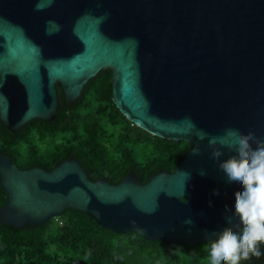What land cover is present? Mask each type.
Masks as SVG:
<instances>
[{"label": "water", "instance_id": "1", "mask_svg": "<svg viewBox=\"0 0 264 264\" xmlns=\"http://www.w3.org/2000/svg\"><path fill=\"white\" fill-rule=\"evenodd\" d=\"M111 69L113 100L156 136L194 143L142 182L92 180L75 157L48 171L0 150L3 224L72 208L149 241L220 242L264 213V0H0V122L52 121Z\"/></svg>", "mask_w": 264, "mask_h": 264}, {"label": "trees", "instance_id": "2", "mask_svg": "<svg viewBox=\"0 0 264 264\" xmlns=\"http://www.w3.org/2000/svg\"><path fill=\"white\" fill-rule=\"evenodd\" d=\"M113 75L111 69L100 71L70 103L57 87L59 108L52 121L34 119L15 133L0 122V150L23 169L40 166L50 171L75 157L92 180L104 178L113 184L132 170L142 182L161 169L174 171L194 143L156 136L129 120L113 100ZM6 201L0 180V209ZM263 217L220 242L199 245L115 233L72 208L43 225L15 227L0 220V264H239L243 253L264 254L263 231L245 251L236 245L238 254L232 260L224 257L222 247Z\"/></svg>", "mask_w": 264, "mask_h": 264}, {"label": "rangeland", "instance_id": "3", "mask_svg": "<svg viewBox=\"0 0 264 264\" xmlns=\"http://www.w3.org/2000/svg\"><path fill=\"white\" fill-rule=\"evenodd\" d=\"M263 231L264 234V217L257 224L253 223L245 231L238 234L233 243L235 245H240V249L245 251V245L256 241V239L261 235ZM239 264H264V254L258 250L251 253H243L239 259Z\"/></svg>", "mask_w": 264, "mask_h": 264}, {"label": "built area", "instance_id": "4", "mask_svg": "<svg viewBox=\"0 0 264 264\" xmlns=\"http://www.w3.org/2000/svg\"><path fill=\"white\" fill-rule=\"evenodd\" d=\"M222 254L224 255V257L232 260L236 258L238 254V249L233 242H228L225 243L224 246L222 247Z\"/></svg>", "mask_w": 264, "mask_h": 264}, {"label": "flooded vegetation", "instance_id": "5", "mask_svg": "<svg viewBox=\"0 0 264 264\" xmlns=\"http://www.w3.org/2000/svg\"><path fill=\"white\" fill-rule=\"evenodd\" d=\"M257 218V217H256ZM255 219V218H254Z\"/></svg>", "mask_w": 264, "mask_h": 264}]
</instances>
